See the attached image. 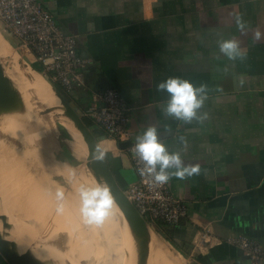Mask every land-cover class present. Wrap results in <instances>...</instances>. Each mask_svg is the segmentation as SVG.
Returning a JSON list of instances; mask_svg holds the SVG:
<instances>
[{"label": "crops", "instance_id": "crops-1", "mask_svg": "<svg viewBox=\"0 0 264 264\" xmlns=\"http://www.w3.org/2000/svg\"><path fill=\"white\" fill-rule=\"evenodd\" d=\"M42 1L60 29L77 36L78 51L88 60L83 85L71 92L60 86L72 106L84 116L94 94L116 87L130 108L133 142L154 126L170 153L179 152L185 166H200L197 175L169 181L188 216L163 225L176 243L168 241L189 264H252L224 239L244 234L264 243V0ZM237 16L248 25L245 33L237 28ZM257 29L260 40L253 38ZM6 34L29 62L39 63L20 38L14 43ZM230 39L247 51L244 60L220 51V43ZM170 77L207 86L197 111L206 118L185 123L165 114L170 96L157 86ZM94 128L126 190L138 180L131 151L95 123ZM50 151L38 149L47 168L42 172L61 164L58 152ZM202 232L210 243L198 244ZM0 264H8L1 253Z\"/></svg>", "mask_w": 264, "mask_h": 264}, {"label": "rangeland", "instance_id": "rangeland-1", "mask_svg": "<svg viewBox=\"0 0 264 264\" xmlns=\"http://www.w3.org/2000/svg\"><path fill=\"white\" fill-rule=\"evenodd\" d=\"M6 33L7 32H5V30H3L2 26L0 25V39L2 40V42L0 43L3 44L4 47H7L8 51H11L13 53L12 55L15 58V62H13L12 60L4 61L0 59V63H7L6 67H8L9 69L6 68V70H8L5 72L6 74L8 73V76H11L9 77L12 79L15 87L18 89V91L20 90L19 92L22 96L23 102H25L26 105L28 104V106L24 105L23 111L3 114L0 116V142H3L4 144L14 149L16 151V155L18 154L19 156V159L18 156L14 158L15 161H17L15 162L12 159V156L3 154L1 151L3 149L0 148V176L3 177L2 179H6L7 181L8 179H11V182H13L14 177H16L17 182L20 181L18 183V185L20 186L19 191L21 192L22 190V194H27L28 198H30L31 200L35 199V196L37 198V195L43 196L44 194H48L53 190L62 192L63 198L66 199L75 208L76 211L78 209L79 212L77 211V215L80 216L83 221L86 220L85 222H88L82 212V200L79 194V190L81 186L95 187L97 186L98 181L86 164V157L88 155L87 146L79 138L71 124L68 122L67 119H69V117L66 116L65 111L63 114L61 113L58 107L59 103L55 95H50L44 91L39 79L44 84H46L47 87L50 88V86L48 85L49 79L44 75L43 72H39V74H37L33 72L32 69H30V67L33 68V65L41 68V64H33L29 62L25 52L21 51V49L19 48L13 47L10 44V42L8 41V35ZM18 38L15 34L11 33V39L14 40V43L18 40ZM18 61L26 64L27 72L30 74L31 79L39 84V87L42 91L35 90V87L34 85H32L33 83H31L30 80L28 81V83L26 82L28 85H22L23 83L21 84V79H19L17 70ZM34 74L37 75L39 79L35 77ZM64 97L69 100L68 94L66 92H64ZM47 108H51L54 110L46 113L45 111ZM20 121H22L23 124H20ZM34 121L36 124L34 123ZM10 126H12V128ZM48 146L49 148H47ZM50 147V153L56 155L55 153L58 152V154L60 155L61 164L56 167L48 168V173L46 171L42 172L40 168L42 170H46L47 168L41 162L42 157H40L38 149H44L46 155L48 154V150H50ZM10 149L8 150V152L10 151ZM17 151H19L20 153ZM21 159L23 161L22 167H20ZM43 159L44 158H42V160ZM72 163H74V166L72 165ZM13 165L17 166L16 169L14 168L15 166L13 167L15 170H17L16 172H18L16 174L12 172L13 168H11V166ZM33 166H35L36 170L35 168H33ZM23 168L25 169V171H23ZM39 171L41 173H39ZM73 174L76 176V179L73 177ZM51 175L54 181H50L52 180L49 177ZM11 196L14 198H12ZM15 196L16 195H14L13 193H10V198L12 200L15 199L16 202L21 201L20 198L19 200L17 197L15 198ZM112 209H114L113 206L111 207L109 214L101 223H99L106 228V230L101 235L102 242L104 245L107 244L106 247L116 251L120 255H126V258L137 262L138 257L137 260L134 257H129L130 254L128 253L124 240L120 235L121 227L118 228V226L119 224H123V221L121 220V218H119V216L121 215L116 213L115 209L113 212ZM7 212L12 217V211ZM116 216L118 217L119 222L118 220L116 221ZM91 230L92 228L89 229V232ZM122 231L127 236L124 228H122ZM115 233H117L118 235H116ZM126 238L127 241H129L128 236ZM160 238L161 241H163L162 243H164L163 245L165 246V250L162 251L163 254L159 257L162 261L159 262L160 264H189L185 260L184 254H182L175 245L171 244L163 236H161ZM64 240L63 243H65ZM112 241H117L118 246L114 247L113 245H111V243L108 244ZM58 244L59 250H67L65 249V244ZM79 251V249L76 251L77 254ZM79 253L82 252L80 251ZM83 253V256L85 257L88 252L86 253V250L84 249ZM87 257L88 256L84 258L86 260H84V264H89V259L99 263V261H97L93 257Z\"/></svg>", "mask_w": 264, "mask_h": 264}, {"label": "built area", "instance_id": "built-area-1", "mask_svg": "<svg viewBox=\"0 0 264 264\" xmlns=\"http://www.w3.org/2000/svg\"><path fill=\"white\" fill-rule=\"evenodd\" d=\"M0 25L34 53L50 82L67 92L84 84L83 70L88 60L78 51L77 36L60 29L42 0H0ZM86 115L118 142L132 141L130 108L116 87L94 94ZM134 144L128 149L138 180L125 190L128 197L153 226L155 221L168 226L180 224L188 216L187 204L173 194L169 182L156 186L150 177L140 175L139 169L144 165L132 151ZM210 238L202 232L198 244L210 243ZM224 241L242 249L252 264H264V243L244 234L228 236Z\"/></svg>", "mask_w": 264, "mask_h": 264}, {"label": "bare ground", "instance_id": "bare-ground-1", "mask_svg": "<svg viewBox=\"0 0 264 264\" xmlns=\"http://www.w3.org/2000/svg\"><path fill=\"white\" fill-rule=\"evenodd\" d=\"M0 42H2L1 39ZM12 54L13 53L11 51H8L7 47H4V45L0 43V59L4 61L12 60L13 62H15V58ZM1 64L3 65L5 71L9 69L8 67H6L7 63ZM26 67V64L18 61L17 70L19 79H21V84H27L30 80V82L33 83L32 85H34L35 90L42 91L39 87V84L31 79V76L27 72ZM6 68L8 69L6 70ZM30 69H32L33 72L39 74V72L34 70L32 67H30ZM34 76L37 77V75L35 74ZM39 81L45 92L50 95H55L59 103L58 107L63 114L64 105L62 104L52 84L48 81V85L51 88L50 89L40 79ZM23 103L24 105H26L25 102ZM26 106H28V104ZM67 120L71 124L79 138L87 146L82 133L77 129L71 118ZM19 123L23 124L22 121H20ZM10 127L12 128V126ZM0 148L3 149L1 150L3 154L12 156V159L15 161L14 158H16L18 154L16 155V151L14 149L4 144L3 142H0ZM9 149L10 151L8 152ZM22 162L23 161L21 159L20 167H22L23 165ZM73 164L74 163H72V165ZM14 166L15 165L11 166V168H13ZM16 167L17 166H15L14 168L16 169ZM14 168L12 172H14V174L18 173ZM23 171H25V169ZM73 177L76 179L75 175ZM2 178L3 177L0 176V200L1 203L3 202L5 206L3 204H0V215H7L8 221L10 223L8 224L12 228V235L14 239L17 240L20 247L31 249L34 252L33 258L37 262H40L42 264H84V258L86 256H88L87 258L93 257L94 259L99 261L100 264H160L159 262H162L159 257L163 254L162 251L165 250V246L163 245L164 243H162L161 239H159L155 233L151 234L149 242L150 254L147 261V258L138 240L136 239V236L132 232L128 221L125 219V216L123 215L121 209L118 207L114 200L112 206L115 209V212L121 215L119 216V218H121V220L123 221V224H119L118 226V228L121 227L120 235L122 236L126 249L130 254L129 257H134L136 258V260L138 257L137 262L126 258V255H120L116 251L106 247L107 244H103L101 236L106 228L102 224H97L94 222L88 223L85 222L86 220L83 221L80 216L77 215L78 209L76 211L75 208L63 197H57V190H53L48 194H44L43 196L37 195V198L35 196V199L31 200L30 198H28L27 194H22V188L20 189L21 192L19 191L20 186L18 185V183L20 181L17 182L16 177H14L13 182H11V179H8L7 181L6 179L4 180ZM10 193L16 195L15 198H20L21 201L16 202L15 199L12 200L10 198ZM114 209H112L113 212ZM7 211H12V217L8 214ZM117 216L116 221L118 220ZM1 222L2 224H4V221L2 219ZM91 228L92 230L89 232V229ZM122 228H124L125 232H128L127 236H129V241H127V236L123 233ZM115 234L118 235L117 233ZM63 240L65 241V243H63ZM112 242H109L108 244L111 243V245H113L114 247L118 246L117 241ZM58 243H62L63 245L65 244V249L67 250H59ZM76 249H79L82 253H79V251L77 254ZM84 249L86 250V253L88 252L85 257L83 256ZM88 263L99 264L98 262H95L91 259L88 260Z\"/></svg>", "mask_w": 264, "mask_h": 264}, {"label": "clouds", "instance_id": "clouds-1", "mask_svg": "<svg viewBox=\"0 0 264 264\" xmlns=\"http://www.w3.org/2000/svg\"><path fill=\"white\" fill-rule=\"evenodd\" d=\"M237 28L241 33L247 30V23L242 17H236ZM262 33L259 29L254 32V40H260ZM220 51L230 60L237 58L244 60L247 51L240 48L237 39L222 41L219 45ZM244 80L241 78L240 85L243 86ZM158 90L166 91L170 99L164 112L167 116L185 123H190L198 117L197 111L204 106L207 99V86L201 84L195 86L187 79L170 77L166 81L158 84ZM134 155L143 162V167L139 169L141 176L151 178V182L156 186L167 184L173 177L183 180L192 177L200 172V166H185L179 152L170 153L165 144L158 139L157 128L148 127L142 135L136 137V142L132 148ZM93 159L104 160L107 151L101 145H96L92 152ZM174 170V171H170ZM79 194L82 200V212L89 223H101L109 214L113 204V197L109 186L101 179L96 187L81 186ZM58 198L63 197L62 192L57 193Z\"/></svg>", "mask_w": 264, "mask_h": 264}, {"label": "water", "instance_id": "water-1", "mask_svg": "<svg viewBox=\"0 0 264 264\" xmlns=\"http://www.w3.org/2000/svg\"><path fill=\"white\" fill-rule=\"evenodd\" d=\"M33 69L36 70L34 67ZM50 83L64 105L66 116L71 118L77 129L83 135L88 147V155L86 157V164L88 168H90L97 181L102 179L105 184L109 186L113 200L116 202L125 216V219L128 221L129 226L136 236V239L138 240L148 261L150 254L149 242L151 234L155 233L159 238L162 235L145 218V216L142 215L134 202L128 197L125 189L119 184L111 167L108 156L104 160L93 159L92 152L94 151L96 145H100L96 135L86 124L83 116L54 87L53 83ZM23 110L24 103L22 96L15 87L12 79L6 74L3 65L0 63V116L3 114L20 112ZM53 110L54 109L47 108L45 112L48 113ZM132 144L133 142L128 140L120 142L119 145L121 148L127 149ZM1 219L4 221V224H2L0 227V253L8 262V264H42L33 258L34 252L31 249L22 250L18 242L12 238V228L9 225L10 223L8 221V217L6 215H0V221Z\"/></svg>", "mask_w": 264, "mask_h": 264}, {"label": "trees", "instance_id": "trees-1", "mask_svg": "<svg viewBox=\"0 0 264 264\" xmlns=\"http://www.w3.org/2000/svg\"><path fill=\"white\" fill-rule=\"evenodd\" d=\"M33 67L37 70V71H39V72H42L43 71V67H37L36 65H33ZM54 85V87L64 96V91L61 89V87L58 85V84H53ZM83 118H84V121L86 122V124L92 129V131L94 132V134H95V128H94V121L90 118V117H88V116H86V115H84L83 116ZM111 158V157H110ZM109 157H108V159H109V161H110V164H111V167H112V169H115V167L118 165H115L114 163H113V160H111ZM114 164V165H113ZM164 223H162L161 221H155L154 222V227L156 228V230L160 233V234H162L167 240H169V241H171L172 243H176V241H175V239L173 238V235L171 234V232L170 231H168L167 229H165L164 228Z\"/></svg>", "mask_w": 264, "mask_h": 264}]
</instances>
